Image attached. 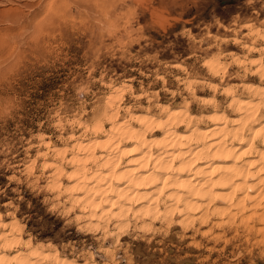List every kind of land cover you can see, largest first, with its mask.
<instances>
[{"label": "clouds", "instance_id": "1", "mask_svg": "<svg viewBox=\"0 0 264 264\" xmlns=\"http://www.w3.org/2000/svg\"><path fill=\"white\" fill-rule=\"evenodd\" d=\"M0 264H264V0H0Z\"/></svg>", "mask_w": 264, "mask_h": 264}]
</instances>
